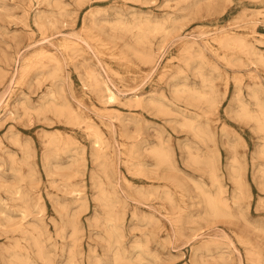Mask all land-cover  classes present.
I'll return each instance as SVG.
<instances>
[{
    "label": "rangeland",
    "instance_id": "374dc122",
    "mask_svg": "<svg viewBox=\"0 0 264 264\" xmlns=\"http://www.w3.org/2000/svg\"><path fill=\"white\" fill-rule=\"evenodd\" d=\"M0 101V264H264V0H0Z\"/></svg>",
    "mask_w": 264,
    "mask_h": 264
},
{
    "label": "bare ground",
    "instance_id": "6f19581e",
    "mask_svg": "<svg viewBox=\"0 0 264 264\" xmlns=\"http://www.w3.org/2000/svg\"><path fill=\"white\" fill-rule=\"evenodd\" d=\"M141 1V0H140ZM169 1V0H168ZM52 2V1H51ZM144 2V1H143ZM34 3V2H33ZM79 3V2H78ZM54 4V3H53ZM81 4V3H80ZM145 4H146V2H145ZM56 5V4H55ZM62 5V4H61ZM64 5H66V4H64ZM68 6V5H67ZM66 6V7H67ZM126 6V5H125ZM29 7V6H28ZM59 7V6H58ZM162 7V6H161ZM164 7V6H163ZM64 8H65V6H64ZM246 12V11H245ZM61 13H62V11H61ZM48 14V13H47ZM59 14V13H58ZM115 14V13H114ZM120 14V13H119ZM117 15V14H116ZM63 16V15H62ZM244 16V15H243ZM129 17V16H128ZM38 18V17H37ZM35 19H36V16H35ZM119 19V18H118ZM174 19V18H173ZM37 20V19H36ZM122 20V19H121ZM120 20V21H121ZM169 21V20H168ZM54 22V21H53ZM118 22V21H117ZM165 22V21H164ZM211 22V21H210ZM233 22V21H232ZM221 23V22H220ZM55 24V23H54ZM59 24V23H58ZM122 25V24H121ZM124 25V24H123ZM142 25V24H141ZM165 25V24H164ZM163 25V26H164ZM55 27H56V25H54ZM86 26V25H85ZM119 26V25H118ZM120 27V26H119ZM125 27V26H124ZM209 28V27H208ZM81 29V28H80ZM90 29V28H89ZM165 29V28H164ZM136 32V31H135ZM163 32V31H162ZM44 33V32H43ZM92 33V32H91ZM68 35V34H67ZM56 36V35H55ZM116 36V35H115ZM123 36V35H122ZM165 36H168V35H165ZM187 36V35H186ZM101 37V36H100ZM224 37V36H223ZM261 37V36H260ZM95 38V37H94ZM117 38V37H116ZM134 38V37H133ZM118 39V38H117ZM47 40V38L45 39V41ZM206 40V39H205ZM209 40V39H208ZM225 40V39H224ZM227 40H229V39H227ZM226 40V41H227ZM43 41V40H42ZM126 41V40H125ZM129 41H130V39H129ZM141 41V40H140ZM218 41L219 42H222L223 41V38L221 37V38H218ZM257 41H258V39H257ZM41 42V41H40ZM66 42L68 43V44H74L75 42H73L71 39L69 40H66ZM96 42V41H95ZM127 42V41H126ZM137 42V41H136ZM238 41H236V43H237ZM239 42H240V39H239ZM238 42V43H239ZM85 43V42H84ZM233 43H234V41H233ZM236 43H235V45H236ZM86 44H87V42H86ZM126 44V43H125ZM77 45H79V44H77ZM209 45V44H208ZM223 45H224V43H223ZM239 46H240V44H238ZM248 45V44H247ZM123 46V45H122ZM192 46V45H191ZM207 46V45H206ZM223 47V46H222ZM230 47V46H229ZM246 47V46H245ZM64 48V47H63ZM62 48V49H63ZM89 48V47H88ZM90 49H91V47H90ZM209 49V48H208ZM65 50H67V49H65ZM250 50V49H249ZM248 50V51H249ZM246 51H247V49H246ZM252 51V50H251ZM250 51V52H251ZM218 52V51H217ZM250 52H249V54H250ZM66 53V52H65ZM93 53V52H92ZM137 52H135V54H136ZM200 53H202V52H200ZM20 54V53H19ZM32 54V53H31ZM134 54V53H133ZM252 54V53H251ZM67 55V54H66ZM72 55V54H71ZM125 55V54H124ZM224 55V54H223ZM222 55V56H223ZM257 55V54H256ZM70 56V55H69ZM231 56V55H230ZM246 56V55H245ZM255 56V55H254ZM96 57V56H95ZM125 57H126V55H125ZM27 58V57H26ZM69 58V57H68ZM53 59H54V57H53ZM140 59V58H139ZM229 59V58H228ZM239 60H240V58H238ZM91 60V59H90ZM124 60V59H123ZM126 60V59H125ZM21 61V60H20ZM189 61V60H188ZM226 61V60H225ZM247 61V60H246ZM261 61V60H260ZM60 63V62H59ZM187 63V62H186ZM247 64H248V62H246ZM42 64V63H41ZM58 64V63H57ZM73 64V63H72ZM253 64V63H252ZM23 65V64H22ZM28 65V64H27ZM26 65V66H27ZM101 65V64H100ZM30 66H31V64H30ZM36 66V65H35ZM46 66V65H45ZM44 66V67H45ZM80 66V65H79ZM102 67V66H101ZM17 68V67H16ZM30 68V67H29ZM154 68H156V67H154ZM24 69H25V67H24ZM82 69H84V68H82ZM103 69V68H102ZM3 70V69H2ZM38 70V69H37ZM153 70V69H152ZM180 70H181V68H180ZM16 71V70H15ZM14 71V72H15ZM50 71V70H49ZM60 71V70H59ZM58 71V72H59ZM257 71V70H256ZM25 72H27L26 70H25ZM83 72H85L84 70H83ZM255 72V71H254ZM23 73V72H22ZM62 73V72H61ZM92 73V72H91ZM202 73V72H201ZM28 74V73H27ZM118 74V73H117ZM256 74V73H255ZM29 75V74H28ZM94 75V74H93ZM151 75V74H150ZM200 75V74H199ZM202 75V74H201ZM14 76V75H13ZM90 76V75H89ZM159 76V75H158ZM253 76H255V75H253ZM252 76V77H253ZM257 76V75H256ZM40 77V76H39ZM159 78V77H158ZM6 79V78H5ZM53 79V78H52ZM56 79V78H55ZM79 79H80V76H79ZM96 79V78H95ZM44 80V79H43ZM81 81H84V80H82V79H80ZM110 81V80H109ZM12 82V81H11ZM115 82V81H114ZM208 82V81H207ZM9 83V82H8ZM209 83V82H208ZM242 83V82H241ZM255 83V82H254ZM10 84H12V83H10ZM63 84H65V83H63ZM205 84V83H204ZM259 84V83H258ZM8 85V84H7ZM113 86V85H112ZM49 87V86H48ZM178 87V86H177ZM258 87V86H257ZM208 88V87H207ZM256 88V87H255ZM72 89V88H71ZM213 90V89H212ZM257 90V89H256ZM131 91V90H130ZM133 91V90H132ZM172 91H174V90H172ZM204 91V90H203ZM254 91V90H253ZM258 91V90H257ZM104 92H105V95L107 96V98L110 100V101H113V100H115V97H116V94H115V92H114V90H112L110 87H109V85L108 84H106V83H104ZM202 92V91H201ZM200 92V93H201ZM58 93V92H57ZM102 93V92H101ZM184 93H185V91H184ZM191 93V92H190ZM253 93H255V92H253ZM44 94V93H43ZM49 94V93H48ZM72 94V93H71ZM216 94V93H215ZM235 94V93H234ZM192 95V94H191ZM199 95V94H198ZM45 96V95H44ZM132 96V95H131ZM193 96V95H192ZM215 96V95H214ZM260 96V95H259ZM166 97V96H165ZM190 97V96H189ZM209 97V96H208ZM45 98V97H44ZM63 98H64V95H63ZM138 101H140L142 98H141V96H136L135 97ZM169 98V97H168ZM65 99V98H64ZM99 99V98H98ZM105 99V98H104ZM195 99L197 100V98H195L194 97V101H195ZM208 99V98H207ZM3 100V99H2ZM135 100V99H134ZM133 100V101H134ZM136 100V101H137ZM259 100V99H258ZM7 101V100H6ZM48 101V100H47ZM53 101V100H52ZM137 101V102H138ZM212 101V100H211ZM221 101V100H220ZM231 101V100H230ZM1 102V101H0ZM68 103H69V101H67ZM129 102H132L131 100H129ZM206 102H208V101H206ZM259 102H261V101H259ZM263 102V101H262ZM47 104H49L48 102H46ZM71 103V102H70ZM102 103V102H101ZM106 103V102H105ZM140 103V102H139ZM138 103V104H139ZM46 104V105H47ZM159 104V103H158ZM214 104V103H213ZM216 104V103H215ZM255 104H256V102H255ZM254 104V105H255ZM41 105V104H40ZM132 105V103H130V106ZM177 105V104H176ZM260 106H261V109H263L262 108V106H263V104L261 105V104H259ZM43 106V105H42ZM48 106V105H47ZM63 106V105H62ZM92 106H93V104H92ZM139 106V105H138ZM145 106V105H144ZM167 106V105H166ZM165 106V107H166ZM179 106H181V105H179ZM215 106V105H214ZM256 106V105H255ZM260 106H258L259 108H260ZM46 107V106H45ZM57 107V106H56ZM59 107V106H58ZM61 107V106H60ZM132 107V106H131ZM208 107V106H207ZM241 107V106H240ZM264 107V106H263ZM43 108H44V106H43ZM159 108L161 109V107L159 106ZM58 109V108H57ZM63 109V108H62ZM164 110V112L166 111V109L165 108H163ZM210 109H211V107H210ZM65 110V109H64ZM67 110H69L68 108H67ZM71 110H73V108H71ZM169 110V109H168ZM167 110V111H168ZM23 111V110H22ZM60 111V110H59ZM100 111H102V110H100ZM161 111V110H160ZM162 111V112H163ZM166 111V112H167ZM172 111V110H171ZM264 111V110H263ZM26 111H24V113H25ZM45 112V111H44ZM61 112V111H60ZM98 112V111H97ZM108 112V111H107ZM237 112V111H236ZM258 112H260V111H258ZM16 113V112H15ZM115 113V112H114ZM175 113V112H174ZM177 113V112H176ZM238 113V112H237ZM242 113V112H241ZM241 113H239V117L241 116L240 114ZM68 114V113H67ZM162 114V113H161ZM178 114V113H177ZM244 114V113H243ZM242 114V115H243ZM255 114V113H254ZM42 115H43V113H42ZM137 115H138V113H137ZM174 115V114H173ZM181 115V114H180ZM245 115V114H244ZM69 116V115H68ZM177 116V115H176ZM184 116V115H183ZM182 116V117H183ZM238 116V115H237ZM66 117V116H65ZM70 117V116H69ZM164 117V116H163ZM187 117V116H186ZM242 117V116H241ZM247 117H249L248 115H247ZM251 117H252V115H251ZM68 118V117H67ZM70 118H72V117H70ZM185 118V117H184ZM242 118H245V117H242ZM255 118H257L256 120L258 121V123L260 122L261 123V129L263 128L264 129V112H261L260 113V115H258L257 117L255 116ZM37 119H39L38 117H37ZM36 119V120H37ZM65 119V118H64ZM73 119V118H72ZM80 119V118H79ZM104 119V118H103ZM187 119H189V118H187ZM250 119H252V118H250ZM69 120V119H68ZM82 120V119H81ZM88 120V119H87ZM210 120V119H209ZM240 120V119H239ZM246 120V119H245ZM43 121H44V119H43ZM71 121V120H70ZM74 121V120H73ZM78 121V120H77ZM80 121V120H79ZM85 121H86V119H85ZM194 121V120H193ZM247 121V120H246ZM81 122H83V121H81ZM89 122V121H88ZM166 122H168V121H166ZM184 122V121H183ZM249 122H250V120H249ZM78 123V122H77ZM86 124H87V122H85ZM169 123V122H168ZM187 123V122H186ZM190 123V122H189ZM252 123V122H251ZM254 123V122H253ZM85 124V125H86ZM191 124H192V122H191ZM205 124V123H204ZM88 125V124H87ZM111 125V124H110ZM187 125V124H186ZM190 125V124H189ZM188 125V126H189ZM93 126V125H92ZM184 126H185V124H184ZM199 125H197V127H198ZM90 127V126H89ZM112 127V126H111ZM197 127H195V129L197 128ZM201 127V126H200ZM208 127V126H207ZM260 126L258 125V127H257V129L259 128ZM186 128V127H185ZM92 129V128H91ZM191 130V129H190ZM196 130H198V129H196ZM235 130V129H234ZM192 131H193V129H192ZM200 131V130H199ZM198 131V132H199ZM202 131V130H201ZM252 131V130H251ZM259 131V130H258ZM46 132V131H45ZM59 132V131H58ZM253 132V131H252ZM262 132V131H261ZM39 133V132H38ZM43 134V133H42ZM47 134H48V132H47ZM95 134H96V130H95ZM53 134L51 133V136H52ZM67 135V134H66ZM195 135H197L196 133H195ZM203 136V135H202ZM8 137V136H7ZM11 137V136H10ZM45 137V136H44ZM67 137H68V135H67ZM199 137V136H198ZM207 137V136H206ZM4 138H5V136H4ZM52 138V137H51ZM201 138V137H200ZM10 140V139H9ZM14 140V139H13ZM18 140V139H17ZM20 140V139H19ZM18 140V141H19ZM56 140V139H55ZM17 141V142H18ZM42 142V141H41ZM99 142H100V139H99V136H96V139H95V142L94 143H98L99 144ZM109 142V141H108ZM133 142V141H132ZM201 142V141H200ZM110 143V142H109ZM24 144V143H23ZM27 144V143H26ZM55 144H56V142H55ZM54 144V145H55ZM130 144V143H129ZM188 144V143H187ZM15 145V144H14ZM21 145V144H20ZM71 145V144H70ZM108 145V144H107ZM50 146H51V144H50ZM186 146V145H185ZM188 146V145H187ZM20 147V146H19ZM25 147V145L23 146V148ZM154 147H155V145H154ZM189 147V146H188ZM131 148V147H130ZM84 149V148H83ZM157 149V150H156ZM155 150H154V152L159 156V158H160V161H162L161 159H163L164 158V156L166 155V154H164L163 153V151H160V150H158V148H156ZM29 150H30V148H29ZM95 150H96V147H95ZM151 151L153 150V149H150ZM26 151V150H25ZM76 151V150H75ZM104 151V150H103ZM107 151V150H106ZM9 152V151H8ZM29 152V151H28ZM34 152V151H33ZM51 152V151H50ZM83 152V151H82ZM86 152V151H85ZM97 151H95V153H96ZM165 152H166V150H165ZM255 152V151H254ZM49 153V152H48ZM135 153V152H134ZM152 153V152H151ZM190 153V152H189ZM9 154H12V153H9ZM24 154V153H23ZM28 154V153H27ZM118 154H119V152H118ZM264 154V153H263ZM262 154V155H263ZM49 155H50V153H49ZM57 155V154H56ZM135 155V154H134ZM254 155H255V153H254ZM33 156V155H32ZM95 156V155H94ZM136 156H137V154H136ZM157 156V157H158ZM197 156V155H196ZM195 156V157H196ZM209 156V155H208ZM31 157V156H30ZM74 157H76V156H74ZM119 157V156H118ZM156 157V158H157ZM169 157V156H168ZM9 158H11V157H9ZM26 158V160L29 158H27V157H25ZM97 157H95V159H96ZM99 158V157H98ZM136 158V157H135ZM134 158V159H135ZM158 158V159H159ZM233 158H234V156H233ZM14 159V158H13ZM81 159H82V157H81ZM191 159V158H190ZM189 159V160H190ZM254 159V158H253ZM25 160V159H24ZM97 160V159H96ZM99 160V159H98ZM97 160V161H98ZM108 160V159H107ZM13 161V160H12ZM103 161H104V159H103ZM168 161V160H167ZM25 162V161H24ZM129 162V161H128ZM169 162V161H168ZM170 162H171V160H170ZM236 162V161H235ZM163 163H165V161L163 162ZM192 163V162H191ZM237 163V162H236ZM43 164V163H42ZM105 164V163H104ZM104 164L102 165V166H104ZM159 164H161V163H159ZM159 164H157L158 166H159ZM26 165V164H25ZM36 165V164H35ZM94 165V164H93ZM157 165H156V167H157ZM167 165V164H166ZM165 165V166H166ZM169 165H170V163H169ZM206 165V164H205ZM10 166H11V164H10ZM99 166H101V165H99ZM112 166V165H111ZM141 166V165H140ZM155 166V165H154ZM153 166V167H154ZM28 167V166H27ZM106 167V166H105ZM136 167V166H135ZM139 167V166H138ZM160 167H161V165H160ZM168 167H170V166H168ZM231 167V166H230ZM236 167V166H235ZM29 168V167H28ZM171 168V167H170ZM44 169V168H43ZM69 169H70V167H69ZM72 169V168H71ZM98 169V168H97ZM105 169V168H104ZM136 169V168H135ZM233 169V168H232ZM14 170V169H13ZM33 170V169H32ZM73 170V169H72ZM92 170H93V168H92ZM102 170H103V168H102ZM147 170V169H146ZM175 170V169H174ZM210 170H211V168H210ZM214 170V169H213ZM234 170V169H233ZM22 171V170H21ZM28 171V170H27ZM94 171V170H93ZM105 171H106V169H105ZM157 171V170H156ZM173 171V170H172ZM103 172H104V170H103ZM138 172V171H137ZM211 172H213V171H211ZM235 172V171H234ZM84 173V172H83ZM119 173V172H118ZM145 173V172H144ZM147 173V172H146ZM152 173V172H151ZM214 173V172H213ZM237 173H238V171H237ZM27 174V173H26ZM32 174V173H31ZM90 174H91V172H90ZM93 174V173H92ZM105 174V173H104ZM140 174V173H139ZM240 174H241V172H240ZM12 175V174H11ZM84 175H85V173H84ZM135 175V174H134ZM152 175V174H151ZM155 175H157L158 176V174H155ZM165 175V174H164ZM13 176V175H12ZM105 176V175H104ZM108 176V175H107ZM148 176V175H147ZM175 176V175H174ZM186 176V175H185ZM211 176V175H210ZM22 176H20V178H21ZM84 177V176H83ZM90 177H91V175H90ZM156 177V176H155ZM159 177V176H158ZM165 177V176H164ZM214 177V176H213ZM235 177V176H234ZM25 178V177H24ZM66 178V177H65ZM81 178V177H80ZM105 178V177H104ZM237 178V177H236ZM38 179V178H37ZM68 179V178H67ZM102 179V178H101ZM108 179H109V177H108ZM118 179H120V178H118ZM148 179V178H147ZM172 179H173V177H172ZM181 179V178H180ZM1 180V179H0ZM9 180V179H8ZM7 180V181H8ZM14 180V179H13ZM20 180V179H19ZM32 180V179H31ZM54 180V179H53ZM69 180H70V177H69ZM103 180V179H102ZM124 180V179H123ZM216 179H214V181H215ZM240 180V179H239ZM264 180V179H263ZM111 181V180H110ZM118 181V180H117ZM128 181V180H127ZM212 181V180H211ZM4 182V181H3ZM2 182V183H3ZM17 182V181H16ZM80 182H81V180H80ZM112 182V181H111ZM216 182V181H215ZM237 182V181H236ZM241 182V181H240ZM6 183V182H5ZM29 183V182H28ZM53 182H51V184H52ZM78 183V182H77ZM110 183V182H109ZM115 183V182H114ZM183 183V182H182ZM214 183V182H213ZM67 184V183H66ZM111 184H113V183H111ZM194 184V183H193ZM9 185V184H8ZM7 185V186H8ZM13 185V184H12ZM18 185V184H17ZM75 185V184H74ZM80 185V184H79ZM219 185V184H218ZM238 185H239V183H238ZM240 185H241V183H240ZM15 186V185H14ZM103 186V185H102ZM166 186V185H165ZM197 186H199V185H197ZM212 186V185H211ZM259 186H260V184H259ZM111 187H112V185H111ZM116 187V186H115ZM216 187H217V185H216ZM16 188V187H15ZM78 188V187H77ZM150 188V187H149ZM166 188V187H165ZM197 188V187H196ZM20 189V188H19ZM31 189V188H30ZM76 189V188H75ZM85 189V188H84ZM104 188H102V190H103ZM112 189H114V187H112ZM199 189V188H198ZM10 190V189H9ZM13 190H15V189H13ZM34 190V189H33ZM108 190V189H107ZM115 190V189H114ZM135 190V189H134ZM152 190V189H151ZM155 190V189H154ZM157 190H158V188H157ZM165 190V189H164ZM11 191H12V189H11ZM21 191V190H20ZM71 191H72V187H71ZM75 191V190H74ZM140 191H142V190H140ZM234 191V190H233ZM238 191H240V189L238 190ZM104 192V191H103ZM166 192V191H165ZM36 193V192H35ZM67 193V192H66ZM70 193V192H69ZM135 193V192H134ZM147 193V192H146ZM155 193V192H154ZM205 193V192H204ZM222 193V192H221ZM234 193V192H233ZM24 194H25V192H24ZM109 194V193H108ZM111 194V193H110ZM109 194V195H110ZM114 194V193H113ZM112 194V195H113ZM178 194V193H177ZM223 194V193H222ZM222 194H220V196L222 195ZM22 195V194H21ZM108 195V196H109ZM140 195V194H139ZM142 195V194H141ZM148 195V194H147ZM19 196V195H18ZM12 197V196H11ZM17 197V196H16ZM21 196H19V197H17L18 199L20 198ZM23 197H21V199H22ZM67 198V197H66ZM107 198H109V197H107ZM135 198V197H134ZM166 198V197H165ZM207 198V197H206ZM233 198V197H232ZM234 198H235V196H234ZM17 199V200H18ZM25 199V198H24ZM24 199H23V201H24ZM117 199V198H116ZM140 199H143V198H140ZM146 199H147V197H146ZM145 199V200H146ZM238 199V198H237ZM237 199H236V201H237ZM10 200V199H9ZM107 200H109V199H107ZM106 200V201H107ZM169 200V199H168ZM207 200V199H206ZM218 200V199H217ZM15 201V200H14ZM148 201V200H147ZM17 202V201H16ZM142 202V201H141ZM65 203V202H64ZM104 203H106L105 201H104ZM144 203V202H143ZM208 203V202H207ZM224 203V202H223ZM16 204V203H15ZM27 204V203H26ZM8 205V204H7ZM173 205V204H172ZM227 205V204H226ZM101 206V205H100ZM19 207V206H18ZM76 207V206H75ZM105 207V206H104ZM264 207V206H263ZM20 208H22V207H20ZM29 208V207H28ZM82 208V207H81ZM100 208V207H99ZM111 208H113L112 206H111ZM111 208H109V209H111ZM209 208L213 211V212H217V210H218V206H217V203H216V200L214 201H210L209 202ZM78 209H79V206H78ZM96 209V208H95ZM105 209V208H104ZM26 210V209H25ZM75 210V209H74ZM27 211H29V209H27ZM71 211V210H70ZM96 211V210H95ZM74 212V211H73ZM27 213H29V212H27ZM113 213V212H112ZM206 213V212H205ZM218 213V212H217ZM219 214H220V212H219ZM228 214V213H227ZM27 215H29V214H27ZM61 215H63V214H61ZM203 215V214H202ZM224 215V214H223ZM24 216H25V212H24ZM67 216V215H66ZM116 216V215H115ZM204 216V215H203ZM221 216V215H220ZM58 217H60V216H58ZM118 217V216H117ZM144 217V216H143ZM11 218V217H10ZM70 218V217H69ZM95 218V217H94ZM3 219H4V216H3ZM49 219V218H48ZM92 219V218H91ZM119 219V218H118ZM146 219V218H145ZM6 220V219H5ZM53 220V219H52ZM74 220H76V219H74ZM116 220H117V218H116ZM49 221H51V220H49ZM9 222V221H8ZM7 222V223H8ZM58 222H60V221H58ZM13 223V222H12ZM68 223V222H67ZM30 224V223H29ZM35 224V223H34ZM74 224V223H73ZM8 225V224H7ZM31 225V224H30ZM60 225H61V223H60ZM12 226V225H11ZM23 226V225H22ZM34 226V225H33ZM78 226V225H77ZM2 227V226H1ZM10 226H8V228H9ZM13 227V226H12ZM24 227V226H23ZM28 227V226H27ZM61 227V226H60ZM75 227L76 226H74V229H72V234L74 235V230H75V232H76V229H75ZM114 227V226H113ZM18 228H19V225H18ZM25 228V227H24ZM34 228H36V226L34 227ZM111 229H112V227H110ZM115 228V227H114ZM10 229V228H9ZM13 229V228H12ZM23 229V228H22ZM35 231L37 230V232H38V228L37 229H34ZM43 230V229H42ZM4 231V230H3ZM26 231H27V229H25V234H26ZM48 231V230H47ZM5 232V231H4ZM18 232V231H17ZM20 232V231H19ZM40 232V231H39ZM105 232V231H104ZM10 233V232H9ZM21 233V232H20ZM28 233H30L29 232V230H28ZM32 234V233H31ZM108 234V233H107ZM110 234V233H109ZM40 235V234H39ZM42 235V234H41ZM50 235V234H49ZM72 235V236H73ZM114 235H115V233H114ZM43 236V235H42ZM33 237H35V236H33ZM37 237H39L38 235H37ZM37 237H35V238H37ZM49 237V236H48ZM47 237V238H48ZM115 237H116V235H115ZM9 238V237H8ZM22 238V237H21ZM32 238V237H31ZM40 238H41V236H40ZM194 238V237H193ZM211 238V237H210ZM215 238V237H214ZM50 239V238H49ZM203 239V238H202ZM212 239V238H211ZM217 239V238H216ZM45 240V239H44ZM117 240V239H116ZM15 241H16V238H15ZM36 242V241H35ZM34 242V243H35ZM106 242V241H105ZM117 242V241H116ZM45 244V243H44ZM114 244V243H113ZM117 244V243H116ZM136 244V243H135ZM16 245V244H15ZM34 245V244H33ZM40 244H38V246H39ZM109 245V244H108ZM14 246V245H13ZM19 246H20V244H19ZM70 246V245H69ZM134 246V245H133ZM144 246V245H143ZM7 247V246H6ZM12 247V246H11ZM45 247V246H44ZM94 247V246H93ZM118 247V246H117ZM217 247V246H216ZM3 248V247H2ZM17 248V247H16ZM41 248H43L42 247V245H41ZM46 248V247H45ZM4 249V248H3ZM6 249V248H5ZM8 249V248H7ZM14 249V248H13ZM71 249V248H70ZM120 250V249H119ZM217 250V249H216ZM21 251V250H20ZM112 251H113V249H112ZM6 252H8L7 250H6ZM71 252V251H70ZM85 252V251H84ZM249 252H251V251H249ZM36 253H38V252H36ZM203 253V252H202ZM211 253V252H210ZM256 253V252H255ZM42 254V253H41ZM112 254H113V252H112ZM124 254V253H123ZM206 254V253H205ZM215 254H216V252H215ZM247 254H248V252H247ZM18 255V254H17ZM73 254H71V256H72ZM115 255H117V254H115ZM118 255H120V253H118ZM249 255V254H248ZM21 256V255H20ZM41 256V255H40ZM40 256H38V257H40ZM203 256V255H202ZM214 256V255H213ZM16 257V256H15ZM18 257V256H17ZM16 257V258H17ZM208 257H210V256H208ZM13 258V257H12ZM41 258V257H40ZM43 258H45L46 259V257L44 256ZM137 258V257H136ZM201 258V257H200ZM19 258H17V260H18ZM23 259V258H22ZM21 259V260H22ZM47 259H49V258H47ZM27 260V259H26ZM115 259L113 258V261H114ZM122 259H120V257H119V261H121ZM128 260H129V258H128ZM201 260V259H200ZM212 260H214L213 259V257H212ZM250 260V259H249ZM258 260V259H257ZM8 261V260H7ZM25 261V260H24ZM44 261V260H43ZM47 261V263L46 264H49V261L48 260H46ZM123 261V260H122ZM202 261V260H201ZM25 262H27V261H25ZM125 262V261H124ZM135 262V261H134ZM184 262V261H183ZM76 263V262H75ZM116 263V262H115ZM131 263V262H130ZM138 263H139V261H138ZM223 263V262H222ZM243 263V262H242ZM25 264V263H24ZM110 264V263H109ZM117 264V263H116ZM119 264V263H118ZM125 264V263H124ZM127 264V263H126ZM141 264V263H140ZM227 264H229V263H227Z\"/></svg>",
    "mask_w": 264,
    "mask_h": 264
}]
</instances>
